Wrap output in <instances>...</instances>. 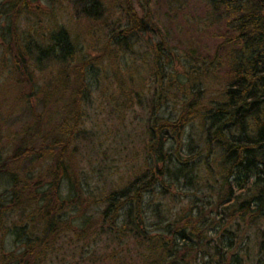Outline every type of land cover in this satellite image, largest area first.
<instances>
[{
	"label": "trees",
	"instance_id": "1",
	"mask_svg": "<svg viewBox=\"0 0 264 264\" xmlns=\"http://www.w3.org/2000/svg\"><path fill=\"white\" fill-rule=\"evenodd\" d=\"M123 2L129 26L122 33L152 32L148 19ZM87 3L86 13L98 20L101 1ZM210 5L226 23L225 32L213 36L212 52L191 45L187 55L195 62L186 56L185 78L172 77L173 57L163 65L170 89L175 83L179 91L190 93L189 103L175 118L152 117L146 147L149 172L108 193L101 211L94 213L93 196L76 182L79 175L68 158L81 123L89 62L76 61L77 48L63 28L52 33L44 48L26 43L24 53L35 49L39 65L56 58L80 67L72 83L61 76L45 94L44 110L61 119L49 134L52 141L45 156H51L53 164L47 175L34 181L21 172V158L42 157V143L36 144L35 138L23 155L18 144L12 158L20 164L0 165V175L7 173L11 185L8 200H0V232L23 247L0 251V264H191L192 254L199 252L204 264H264V0H210ZM17 59L23 60L20 51ZM194 119L203 127L204 140L196 146L191 142V150L198 151L188 155L182 137ZM204 152L216 156L203 158ZM64 181L69 184L63 191ZM212 183L219 194L211 221L204 207L195 211L197 204L179 218L170 216L162 201L146 198L156 188L164 197L172 189L191 188L198 194L216 190ZM255 227L261 238L257 251L244 243L252 239L249 233Z\"/></svg>",
	"mask_w": 264,
	"mask_h": 264
},
{
	"label": "rangeland",
	"instance_id": "2",
	"mask_svg": "<svg viewBox=\"0 0 264 264\" xmlns=\"http://www.w3.org/2000/svg\"><path fill=\"white\" fill-rule=\"evenodd\" d=\"M100 1L102 12L94 20L86 13L87 0H0V165L13 168L20 164L12 158L18 146L22 144L23 155L35 138L36 144L42 143V157L21 158V172L35 181L50 171L52 157L45 156V151L51 145V127L60 125L61 119L56 112L44 110L45 94L61 76L70 82L75 80V69L80 66L69 60L61 63L56 58L39 65L35 49L26 55L23 48L31 42L44 48L50 44L52 33L63 28L77 48L76 61L89 62L87 92L78 116L81 123L68 158L73 161V173L79 175L76 182L82 184L88 197L93 196L92 213L101 211L108 193L149 172L146 147L152 117L175 118L190 101V93L179 91L175 83L170 89L169 78L163 76L168 56L174 58L172 77L185 78L188 62H195L187 55L188 48L200 44L212 52L213 36L225 32L226 25L212 9L210 0ZM123 1L148 19L152 32H134L131 36L122 33L129 26ZM195 40L199 42L194 43ZM18 51L23 55L22 61L17 59ZM169 71L166 66L168 76ZM37 130L40 139L36 138ZM202 131L198 119L189 123L182 137L184 154L198 151L191 150V142L195 146L202 144ZM213 152L202 156L213 158ZM7 175H0V200L4 201L11 189ZM62 183L64 191L69 181ZM210 186L216 190L198 194L191 188L172 189L165 197L156 188L146 198L162 201L170 216L179 218L197 204L195 211L204 207L211 221L215 218L219 190L213 183ZM208 228L209 236H213L212 223ZM257 232L253 228L249 233L252 239L244 240L253 251H257L261 240ZM22 248L9 233L0 232V251ZM192 256L191 264H204L200 252L199 256Z\"/></svg>",
	"mask_w": 264,
	"mask_h": 264
}]
</instances>
